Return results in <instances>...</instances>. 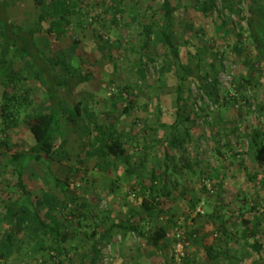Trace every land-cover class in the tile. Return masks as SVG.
Listing matches in <instances>:
<instances>
[{"label":"rangeland","instance_id":"1","mask_svg":"<svg viewBox=\"0 0 264 264\" xmlns=\"http://www.w3.org/2000/svg\"><path fill=\"white\" fill-rule=\"evenodd\" d=\"M69 1L75 5L77 14L67 26L68 37L50 40L45 31L49 22H45L44 31L39 34L40 48L46 56L93 74L90 81L77 87L93 114L84 120L92 129L96 124L116 122L118 133L127 142L133 173L127 172L128 166L122 159L112 162L111 173H106L102 168L105 159L100 156L94 137L68 122L63 126L67 158L57 153L50 167L45 162H30L26 183L32 201L18 191L17 171L7 161L28 140L26 114L33 109L46 110L48 96L28 70L31 59L14 58V68L24 78L17 82L16 88L28 91V102L22 104L18 126L7 130L9 136L0 129V241H3L0 264L54 263L50 258L53 251H40L35 247L36 242L30 241L28 228L9 220V213L18 205L36 210L46 218L44 191L77 209L76 215L68 213L67 219L59 218L62 230L68 231L70 238L64 245L67 253L59 256L55 252L57 263L82 264L97 242L100 256L95 264H172L173 235L183 230L192 236L187 253L195 259L194 264H231L222 256L226 251L239 254L241 264H250L254 259L249 244L235 240L236 226L229 217L234 215V221L239 222L248 219L257 227V238L264 244V178H249L264 173V144L252 149L249 139L257 131H262L260 139H264V55L258 54L248 41L247 22L239 24L238 12L248 17L251 3L263 5L264 0H173L178 20L172 23L171 34L181 48L184 64L204 75H208L212 62L216 66L209 72L212 75L203 80L210 84L208 93L200 87V82H186L187 105L181 107L185 120L177 135L184 143L174 150L176 161L169 171L168 187L175 200L170 214H160L156 219L146 213L141 215L140 204L145 195L138 180L147 179L153 170L160 174L166 171L161 141L172 135L171 125L178 108L174 70H161L171 60L169 48L161 42H150L141 61L143 44L147 41L143 26L158 17L153 8L159 10V3ZM5 2L11 20L20 22L26 30L37 27L41 7L34 0H0L1 4ZM213 2L216 7L213 13L202 11L203 6ZM116 7L122 9L117 15ZM240 27L245 29L247 43L241 53L233 49ZM96 34L109 39L110 45L100 42ZM2 51L1 41L0 55ZM199 53L202 61L198 64ZM141 68L146 70L145 78ZM250 74L252 80L245 81L244 77ZM214 78L219 83L215 84ZM3 79L0 76V92ZM62 99L65 106L76 102L67 88L62 89ZM131 101L136 102L130 105ZM126 106L130 107L129 112L118 119L120 110ZM6 138L8 144L3 145ZM61 140L60 135L55 136L56 146H60ZM71 174L73 180L66 194L55 184V176L63 180ZM209 175L214 179H209ZM207 185L210 191L205 190ZM198 199L197 206L192 207ZM199 208L201 213L197 212ZM62 211L66 213L67 209ZM126 217L141 229L126 234L119 229H108ZM30 218L28 215L29 225ZM48 221L51 222L50 218ZM160 225L169 230L161 250H156L148 244L147 237ZM108 230L107 235L99 236ZM10 231L14 241L6 244V234ZM94 231L98 236L89 237ZM45 240L48 244L53 241L46 236ZM211 247L214 255L218 254L213 262L207 260L205 252ZM90 260L87 258L88 264Z\"/></svg>","mask_w":264,"mask_h":264},{"label":"trees","instance_id":"2","mask_svg":"<svg viewBox=\"0 0 264 264\" xmlns=\"http://www.w3.org/2000/svg\"><path fill=\"white\" fill-rule=\"evenodd\" d=\"M36 4L41 7L39 16V22L37 27L24 29L22 24L17 21H13L9 18L6 2L0 3V42L2 41L3 51L0 55V76H3L2 92H0V129L8 136L7 130L13 129L18 126L19 118L22 112V104L28 102V91L18 90L16 84L18 81H22L24 78L18 73L13 64V60L16 57L27 56L31 59V62L27 65L28 70L37 79L39 85L45 91L48 96V102L46 110L33 109L32 112L27 113L25 124L28 129V140L23 142L18 149H16L7 161L8 165L14 167L18 174L17 187L18 191L23 192L26 197L32 201L31 191L26 183V175L30 173L27 165L30 162H45L49 165L52 159H54L57 153L63 154L64 158H67V152L64 149L65 140L63 126L68 122L73 123L74 126H80L85 133L94 137V142L98 144L99 154L105 160L102 164V168L106 173H111V168L114 161L122 159L127 164V172L133 173L132 164L130 161V155L128 153L127 142L118 133L116 122L108 125L96 124L94 129L85 122V118L92 116V111L89 104L85 103L77 91L78 85L88 82L93 78L92 73H87L81 67H75L69 62L61 61L53 57L46 56L40 48L39 34L43 33L45 22H49V27L46 29L47 36L51 39H57L62 37H68L69 30L67 26L71 23V18L77 14L75 5L69 0H34ZM122 1V0H121ZM120 1V2H121ZM151 4L159 3V10L153 8L154 14L158 16L155 21H151L143 26V33L146 37V42L143 44V52L141 51V61L144 58L145 53L148 50L149 43L156 44L161 42L166 45L171 54V60L165 62L161 67L162 72L173 71L176 75V93L178 108L175 116L174 123L171 125L172 135L165 140L161 141L164 144L165 153V166L166 171L160 174L157 170H153L151 175L144 180L139 181L144 188V195H149L150 198L143 197L141 201L142 213H146L149 218L156 219L160 214H170L172 205L175 198L172 196V191L169 189V171L171 170V164L175 163L176 155L174 150L179 149L184 143V139L181 136H177L183 128L184 115L181 107L186 106V82L195 80L200 82V87L208 93L210 84L203 83V80L212 74L210 71H214L215 62L210 64V71L208 75L200 74L198 70L188 67L184 64L181 56V48L175 43L171 34V25L174 21L178 20L173 0H150ZM121 4V3H120ZM151 6V5H150ZM149 6V7H150ZM152 7V6H151ZM215 3L211 5H205L202 7V11L206 14L213 13L215 9ZM117 15L122 11L120 7L114 9ZM250 15L248 17L241 16L238 12L239 24L246 20L248 32V41L257 49L258 54L264 55V4L260 5L257 2L251 3L249 7ZM103 12H107L104 10ZM226 24L225 21H223ZM240 27V32L237 35V41L233 46V49L239 53L244 51L247 47L246 39L244 40V30ZM96 38L100 42H104L106 46L110 45L109 39H104L102 35L96 34ZM75 46V45H74ZM198 64L202 61L201 54L197 55ZM153 61V59H151ZM247 63L249 59L246 60ZM60 66V69L57 68ZM174 67H176L174 69ZM142 76L145 78V69H140ZM217 74V72H216ZM250 74L244 77V80L250 82L252 79ZM216 77V75H215ZM214 83H219L218 79L214 78ZM67 88L71 94L75 97L76 102L70 103L65 106L62 99V89ZM217 102V100H215ZM136 101H131L130 105ZM117 104V103H116ZM130 107H123L118 116L120 119L126 113L129 112ZM186 108V107H185ZM118 123V121H117ZM187 135L190 133L187 129H184ZM262 131H257L249 136L250 146L253 149L264 144V139H260ZM60 135V146H56L54 140L55 136ZM264 135V133H263ZM3 145L8 144L6 138L2 141ZM73 175H69L66 179H60L55 176V184L67 194L70 191V184L73 180ZM264 178L263 175H249L251 180H258ZM209 179H214L212 175H209ZM209 185L205 190H209ZM43 204L46 203L48 210L45 214L46 218L38 211H30L23 205H18L13 212L9 213L10 222H16L20 227H27L29 230L28 237L30 241H35L36 246L40 251L51 250L52 264H64L62 261L58 263L56 255L67 253L64 246L69 238L70 233L62 230V221L59 218L67 219V214L76 215L77 209L67 206L62 202L57 195L50 192H43ZM199 203V199L192 203V207H196ZM67 209V212H63L62 209ZM59 208V209H58ZM58 209V210H57ZM250 209H255L254 206H250ZM241 216L244 212L240 213ZM28 215H31L30 225ZM50 218L51 222L48 221ZM229 221L232 225L236 226V232L233 234L237 242L244 240L249 244L253 261L250 264H264L263 254V242L257 238L258 229L250 223L248 219L243 218L241 222L234 221V215L229 217ZM171 223H174L170 220ZM125 224L119 225L120 229L124 233L130 231L137 232L141 227L132 223L130 220H125ZM223 226V225H222ZM168 227L160 225L155 228L153 232L147 237L148 244L156 250H161L162 242L168 235ZM227 232V231H226ZM144 234V233H143ZM175 234V233H174ZM45 236L52 238L51 243H47ZM97 232L92 233L91 238H95ZM192 239V236H188ZM14 241V235L10 231L6 234V244H11ZM3 244V241H0ZM8 242V243H7ZM4 244V246L6 245ZM207 260L213 262L218 258V254L214 255L212 247L206 251ZM222 255V254H221ZM2 256V253H0ZM100 256V248L97 242L94 243L92 250L86 254L82 264H88L87 258L91 259L89 264H95V261ZM230 260L231 264H241V257L239 254H234L230 251H226L222 255ZM171 258V257H170ZM43 261V260H42ZM193 264L191 257L187 253L184 264Z\"/></svg>","mask_w":264,"mask_h":264},{"label":"built area","instance_id":"3","mask_svg":"<svg viewBox=\"0 0 264 264\" xmlns=\"http://www.w3.org/2000/svg\"><path fill=\"white\" fill-rule=\"evenodd\" d=\"M210 189V185L208 186ZM198 213L202 212V209L197 210ZM174 242L171 251L172 264H184L187 251L191 245V239L184 233L183 230L177 231L174 235Z\"/></svg>","mask_w":264,"mask_h":264},{"label":"crops","instance_id":"4","mask_svg":"<svg viewBox=\"0 0 264 264\" xmlns=\"http://www.w3.org/2000/svg\"><path fill=\"white\" fill-rule=\"evenodd\" d=\"M148 195V194H147ZM125 220H130V219H127V217L126 218H123L122 220H120V221H115L114 223H112V225H110V227L108 228V229H110V230H112V229H119V230H121L120 229V227H119V225H121V224H125L124 223V221ZM131 221V220H130ZM122 231V230H121ZM109 232V230L108 231H104V233H103V235H101V234H99V236H101V237H103V236H105V234L107 235V233ZM126 234V233H125ZM98 236V235H97ZM153 248V247H152ZM206 250V249H205ZM192 257V256H191ZM192 259V258H191ZM194 261H195V259H192V262H193V264H194Z\"/></svg>","mask_w":264,"mask_h":264}]
</instances>
